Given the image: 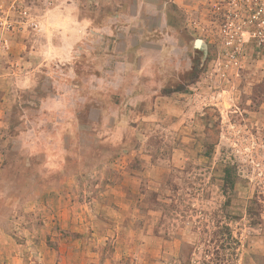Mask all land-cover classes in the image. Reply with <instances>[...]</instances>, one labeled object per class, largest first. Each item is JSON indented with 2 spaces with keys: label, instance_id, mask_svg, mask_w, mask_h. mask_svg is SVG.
I'll list each match as a JSON object with an SVG mask.
<instances>
[{
  "label": "rangeland",
  "instance_id": "374dc122",
  "mask_svg": "<svg viewBox=\"0 0 264 264\" xmlns=\"http://www.w3.org/2000/svg\"><path fill=\"white\" fill-rule=\"evenodd\" d=\"M0 264H264V0H0Z\"/></svg>",
  "mask_w": 264,
  "mask_h": 264
},
{
  "label": "crops",
  "instance_id": "0c3cea01",
  "mask_svg": "<svg viewBox=\"0 0 264 264\" xmlns=\"http://www.w3.org/2000/svg\"><path fill=\"white\" fill-rule=\"evenodd\" d=\"M12 169V168H11Z\"/></svg>",
  "mask_w": 264,
  "mask_h": 264
}]
</instances>
